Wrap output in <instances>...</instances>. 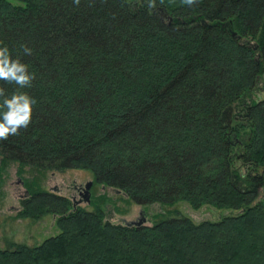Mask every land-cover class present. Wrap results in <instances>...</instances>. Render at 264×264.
<instances>
[{
    "label": "trees",
    "instance_id": "trees-1",
    "mask_svg": "<svg viewBox=\"0 0 264 264\" xmlns=\"http://www.w3.org/2000/svg\"><path fill=\"white\" fill-rule=\"evenodd\" d=\"M154 5L0 0V41L35 73L24 91L37 101L28 128L0 141V166L34 174L16 217L49 214L57 228L32 247L6 243L0 264H264V95L234 115L264 72V0ZM74 168L138 206L229 213L108 222L38 185Z\"/></svg>",
    "mask_w": 264,
    "mask_h": 264
},
{
    "label": "rangeland",
    "instance_id": "rangeland-1",
    "mask_svg": "<svg viewBox=\"0 0 264 264\" xmlns=\"http://www.w3.org/2000/svg\"><path fill=\"white\" fill-rule=\"evenodd\" d=\"M256 85L250 94L244 96L234 105V115L240 116L243 106L247 105L251 98L261 99L264 95V72L256 78ZM17 172L13 163L0 166V248L6 243L25 244L32 247L39 244L44 238L54 236L57 232L53 216L46 214L38 220L17 218L19 199L26 194L24 183L30 181L34 175L27 168ZM261 172V171H259ZM38 185L41 189L55 192L67 197L72 203L87 210L97 205L103 211L104 219L117 224H133L137 221L150 225L159 216L181 215L189 218L193 223L202 220L211 221L219 216L226 215L227 210L215 211L201 205L198 209L190 207L184 201H176L171 206H163L157 203L138 206L131 203L120 191L92 182L88 170L65 169L63 171H46L38 176ZM90 182L87 188V203L81 198L84 193V185ZM142 211V214H141ZM175 213V214H174ZM142 215V216H141Z\"/></svg>",
    "mask_w": 264,
    "mask_h": 264
},
{
    "label": "clouds",
    "instance_id": "clouds-1",
    "mask_svg": "<svg viewBox=\"0 0 264 264\" xmlns=\"http://www.w3.org/2000/svg\"><path fill=\"white\" fill-rule=\"evenodd\" d=\"M183 4L191 7L197 0H182ZM75 5L80 0H73ZM154 7V0H149ZM24 55H31L32 49L21 45ZM35 73L29 71V64L22 62L19 57L13 58L8 46L0 41V141L10 136L20 134L21 129H27L32 122L34 108L37 103L24 89L32 87ZM4 85H15L16 90L9 95Z\"/></svg>",
    "mask_w": 264,
    "mask_h": 264
},
{
    "label": "water",
    "instance_id": "water-1",
    "mask_svg": "<svg viewBox=\"0 0 264 264\" xmlns=\"http://www.w3.org/2000/svg\"><path fill=\"white\" fill-rule=\"evenodd\" d=\"M166 19L169 20L170 18H166ZM230 35H231V36H234V33H233V32H230ZM250 47H251L253 50H255V49L257 48L255 44H251ZM89 184H90V182H87V183L84 185L83 189H85V190H84V193L81 194V198H82V200H84V202H86V203H87V201H88V200H86V199H87V188H88ZM72 206L74 207L75 204L72 203ZM141 214H142V211H141ZM141 216H142V215H141ZM123 225H127V226H133V225H135V226H138V225H143V224L141 223V221H137V222L133 223L132 225H131V224H123Z\"/></svg>",
    "mask_w": 264,
    "mask_h": 264
}]
</instances>
